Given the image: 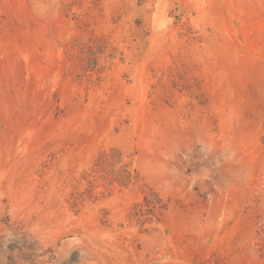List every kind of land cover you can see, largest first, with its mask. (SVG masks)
<instances>
[{"label": "rangeland", "instance_id": "obj_1", "mask_svg": "<svg viewBox=\"0 0 264 264\" xmlns=\"http://www.w3.org/2000/svg\"><path fill=\"white\" fill-rule=\"evenodd\" d=\"M0 264H264V0H0Z\"/></svg>", "mask_w": 264, "mask_h": 264}]
</instances>
